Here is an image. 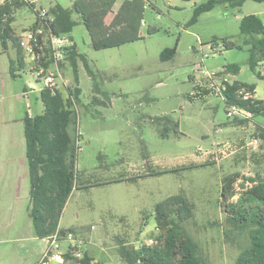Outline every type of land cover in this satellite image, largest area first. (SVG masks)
<instances>
[{
	"label": "rangeland",
	"instance_id": "1",
	"mask_svg": "<svg viewBox=\"0 0 264 264\" xmlns=\"http://www.w3.org/2000/svg\"><path fill=\"white\" fill-rule=\"evenodd\" d=\"M74 1L39 3L72 10ZM122 1L117 0L113 12ZM205 1L145 0L142 38L98 51L91 46L81 16L71 14L76 25L65 35L77 56L73 63L65 60L62 75L70 90L77 86L80 94L73 99L74 186L59 222L74 235L81 253L86 250L103 264H127L120 246L131 250L155 244V205L180 193L193 210V217L181 226L206 264H235L249 244L248 228H239L224 213L221 186L226 177L240 174L231 199L235 203L251 185L249 180L264 181V113L228 117L217 81L206 74L236 64L237 74L223 71L220 77L253 85V98L264 107V62L250 69V46L239 32L244 16L256 15L264 22V1H246L234 9L217 5L189 25L194 6ZM12 15L11 27L17 33L34 22L26 6H18ZM149 27L156 32L148 34ZM222 39L234 47L225 50ZM9 42L5 52L0 42V86L6 96L0 106V264H61L68 243L60 242L57 256L44 259L50 242L36 236L29 214L23 120L42 113V84L23 62L18 65ZM175 46V55L161 61V52ZM211 46L217 49L215 56ZM156 117L169 119L164 123L171 130L167 137L160 136L162 124ZM174 121L178 136L172 133ZM70 131L74 138V129ZM131 175L140 176L107 184Z\"/></svg>",
	"mask_w": 264,
	"mask_h": 264
},
{
	"label": "trees",
	"instance_id": "2",
	"mask_svg": "<svg viewBox=\"0 0 264 264\" xmlns=\"http://www.w3.org/2000/svg\"><path fill=\"white\" fill-rule=\"evenodd\" d=\"M191 1V0H183ZM246 1L261 3L264 0H206L195 5L192 17L188 24L197 22L200 15L211 11L217 5L225 8H239ZM117 0H75L72 10L64 9L59 5L49 8L53 15L52 31L55 34H69L76 22L71 19L72 12L78 13L86 27L91 46L94 50H103L120 47L127 43L140 40L141 23L147 6L145 0H123L117 10L113 7ZM17 8L18 4H14ZM14 8V9H15ZM10 6L0 7V42L3 52L7 50L9 33L12 31V17L3 22V15L10 16ZM156 29L149 27L148 34L155 33ZM239 32L244 35V44L250 46V69L264 62V23L256 15L244 16L239 23ZM214 39L212 43H215ZM16 50V58L22 67L21 52L11 40ZM225 50L234 47V44L222 39ZM213 45V44H212ZM176 52V46L161 52L160 60H170ZM77 56L75 45L72 43L67 60L74 62ZM13 62H10V71ZM235 75L239 72L236 64H228L223 70ZM221 73V72H220ZM245 88L252 96L255 94L253 85L233 81L222 91V100L225 105H238L253 115L264 113L261 100H243L237 92ZM80 94L76 86L73 90L67 89V96L62 91L42 90L40 101L43 111L34 117H25L23 120L25 157L29 168L30 179V218L35 234L40 239H50L57 235V241L62 242L67 232L59 227V220L65 203L74 186L75 142L77 117L73 108V99ZM162 124L161 137H167L171 130L165 121L167 117H156ZM172 133L178 136L179 124L173 122ZM74 129V138L70 129ZM263 137H264V130ZM194 167V166H191ZM185 169V168H184ZM174 170H165L146 174L158 175ZM240 174L226 177L222 181L221 197L225 203L224 213L228 220L239 228H248L249 244L244 247L235 264H264V181L249 180L251 185L239 195L235 203L231 199L235 196L234 185ZM124 180H114L110 183H119ZM105 184H97L100 186ZM153 217L159 235L155 244L141 245L137 249L128 250L120 246L119 254L127 264H206L200 255L197 245L187 235L181 224L193 217V210L183 194L168 196L155 205ZM61 264L74 261L75 264H103L83 251L79 257L71 254V247L62 254Z\"/></svg>",
	"mask_w": 264,
	"mask_h": 264
},
{
	"label": "built area",
	"instance_id": "3",
	"mask_svg": "<svg viewBox=\"0 0 264 264\" xmlns=\"http://www.w3.org/2000/svg\"><path fill=\"white\" fill-rule=\"evenodd\" d=\"M14 4L26 6L34 15V22L30 27L22 29L18 33L12 27V31L9 33V41L14 40L16 47L21 52L24 68L28 66V73L34 80L42 84L41 91L50 90L54 92V90H60L58 83L67 90L69 84L63 79L62 66L70 52L72 46L71 40L64 34H55L52 31L53 15L49 8L43 7L39 3V0H0V7L9 5L11 10L10 16L7 14L3 15V22L8 17H13ZM142 26H144L143 21L141 23ZM210 50L211 56L217 54V49L214 46H211ZM25 61H27V64ZM206 75L217 81V85L219 86L218 91H220L221 95L226 86L233 83L227 78L220 77V72H211ZM237 94L243 100L254 99L245 88L240 89ZM226 115L228 117L248 118L251 116V113L238 105H231L228 106ZM73 236V234L67 233L65 237H62V241L67 242L71 247V254L73 256L79 257L81 255V246L77 244ZM48 241L50 242V246L44 255V259H53L57 256L54 252L57 251L60 242L57 241V235H54Z\"/></svg>",
	"mask_w": 264,
	"mask_h": 264
},
{
	"label": "crops",
	"instance_id": "4",
	"mask_svg": "<svg viewBox=\"0 0 264 264\" xmlns=\"http://www.w3.org/2000/svg\"><path fill=\"white\" fill-rule=\"evenodd\" d=\"M117 10V9H116ZM115 10V11H116ZM114 11V12H115ZM263 22V21H262ZM264 23V22H263ZM8 43H10L9 41H8ZM7 48H8V45H7ZM6 96L5 95H3V91L1 90V86H0V106L1 105H3V101H4V98H5ZM2 110H3V107L1 108V112H2ZM175 122V121H174ZM145 174H149V173H145ZM133 175H131V177H124V176H121V177H118V178H116V179H112V180H109V181H114V180H124V181H126V180H132V178H134L135 176L137 177V176H140V175H135V176H133ZM109 181H106V182H109ZM120 183V182H119ZM60 221V220H59ZM59 227L61 228V226H60V222H59ZM92 228V227H91ZM45 240H47V239H45ZM84 251H86V250H84ZM96 261V260H95Z\"/></svg>",
	"mask_w": 264,
	"mask_h": 264
}]
</instances>
